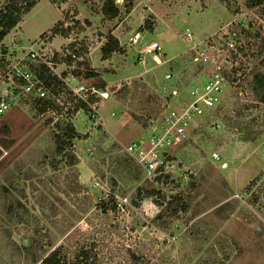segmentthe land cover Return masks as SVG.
Instances as JSON below:
<instances>
[{
    "label": "rangeland",
    "instance_id": "obj_1",
    "mask_svg": "<svg viewBox=\"0 0 264 264\" xmlns=\"http://www.w3.org/2000/svg\"><path fill=\"white\" fill-rule=\"evenodd\" d=\"M232 1L233 7L228 8L217 0H133L130 14L121 7L122 14L109 20L100 12L103 0H71L69 7L40 0L25 15L6 38L10 52L24 54L40 39L37 49L48 59L56 53H71L75 43L83 50L80 58L72 68L56 64L57 72L78 68L83 74L77 80L70 78L71 85L81 81L107 88L111 98L100 104L97 118L80 111L73 119L83 136L75 142L79 160L75 168L62 162L56 170L47 116L41 119L30 108L16 105L6 114L9 130L0 132V264H40L60 245L73 253L84 244L96 245L97 264H130L129 250L140 254L145 264H264V187L259 191L264 177L250 193L245 190L264 169V106L238 118L237 110L245 101L235 89L227 90L223 110L214 119L219 128L204 120L191 125L187 139L173 149L176 157L169 169L183 182L194 176L200 185L187 216L190 221L182 218L178 226L176 222L174 228L164 230L154 221L157 210L150 201L139 208L131 204L134 189L128 190L127 203L120 201L126 206L117 214H102L96 208L111 192L109 180L100 174L104 171L109 178L115 172L111 159L99 166L100 144L105 151L114 142L125 150L147 134L142 117L159 119L185 96L189 98L191 84L182 87L189 75L182 70L169 71L170 62L184 64L189 54L191 42L184 36L187 30L198 42L224 27L230 30L238 17L261 29L264 36V3L248 9L251 0ZM118 3L124 5L123 0ZM237 8L242 11L235 16L232 12ZM72 12L79 20L72 35L46 41L57 24L74 25ZM110 33L120 39L125 52L103 59L101 48ZM153 41L164 48L161 65L153 55L142 52ZM140 57H144L143 63ZM186 61L188 68L189 59ZM88 70L96 75L85 78ZM207 81V75L201 74L193 83L204 85ZM125 85L129 87L127 97L124 102L117 101L115 91ZM172 91L181 93L170 99ZM102 133L108 137L102 138ZM96 169H102L97 172L99 177ZM136 173L141 185L145 178L139 170ZM77 180L83 187H77ZM16 199L29 211H23V217L11 211Z\"/></svg>",
    "mask_w": 264,
    "mask_h": 264
},
{
    "label": "trees",
    "instance_id": "obj_2",
    "mask_svg": "<svg viewBox=\"0 0 264 264\" xmlns=\"http://www.w3.org/2000/svg\"><path fill=\"white\" fill-rule=\"evenodd\" d=\"M54 1L61 5L67 2V0ZM217 1L226 5L228 8L233 7L232 0ZM39 2L40 0H0V77L22 54L16 51L10 52L9 47L5 43L6 38L18 27L25 15H27ZM123 2L124 5L120 6L118 0H103L100 12L109 20L122 14L121 7L125 8L126 12L130 14L134 8L133 0H123ZM263 3L264 0H251L248 2L247 8L253 9L255 6ZM241 11L242 10L237 8V10H234L232 13L236 16L239 15L238 13ZM262 11H264V8ZM72 13L73 26L71 24L65 25L64 22L59 23L48 33V38H46V36L43 38H46V41H51L56 36L68 37L72 35L74 27L79 25V20H76L74 17L76 14L74 12ZM231 30L235 34L237 48L230 49L225 46V55L227 57L229 69H226L224 74L227 78L229 87L237 90L242 100L245 101L244 106L237 110V116L241 118L246 112L264 106V69L262 68L264 61L262 60L260 62L264 54V36L261 33V29L255 28V25L252 23L246 25L242 23L241 20L233 23ZM70 49L73 51L67 55L56 53L53 54L52 57L48 56L46 60L49 64L40 59L27 62V67L36 75L41 85L48 92V96L39 98L35 95L21 94L14 103L16 106L30 108L33 114L41 119L47 116L45 121L52 128L53 132L55 145L54 159L56 160L54 166H56V170H59L58 165L62 164V162L70 168H75L78 165L79 160L75 152V142L83 138V136L77 130L73 119L80 111L89 113L88 105L77 99L64 81L68 76L79 78L83 74L82 71L78 68H74L65 70L60 74L57 73L56 70L57 66L55 65L58 63H65L72 68L75 60L80 58V54L83 51H81V47L72 43ZM101 51L103 59H109L114 53H124L125 48L122 46L120 39L113 33H110ZM187 59H189L188 68L184 66L185 63H187ZM170 61H173V59ZM183 61L184 64L178 63V61L173 63L170 62L169 68V71L178 73L182 70L186 72L185 74L189 75L190 78L183 81L182 87L187 84L192 85L194 80L206 70L204 66L193 62L191 53H189ZM85 62L86 66L88 61L85 60ZM95 75L93 71L91 72L88 70L85 73V78H91ZM128 89L129 87L125 85L123 88L115 91L116 100L124 102L127 97ZM180 93L181 92L178 91V93L175 94L174 91H172L169 98L171 99L174 96H178ZM92 101H99V98L93 97ZM222 106L215 110L209 118L201 119L199 122L204 120L207 123L212 122L213 125H215L216 122L214 119L218 118V114L223 110ZM164 115H162V117ZM5 117L0 122V132H7L9 130L8 125L5 123ZM156 120L158 119L155 118L150 121V117H142L141 123L146 130V128ZM100 136L105 139L108 137V134L102 133ZM104 139H101V142H103ZM111 147L110 150L105 151L103 150L104 146L100 144L98 148V153H102V163L99 164V166L102 167L103 164L106 165L108 159H111V166H115V172H112L109 178L106 177L104 171L100 174V178H103L105 181L106 179L109 180L108 184L111 187V192L106 198L101 199L100 202L96 204L98 211L107 215L109 213L117 214L122 207L126 206V204L120 202V199H129L127 196L128 190L134 189V193L130 197L131 204L139 208L144 201H150L157 210L154 221L161 224L164 230L174 228L176 222L178 226L182 218H187L194 207V202H196V194L200 185L196 182L194 176H190L188 182H183L182 177L175 176L174 170H171L172 168L169 169L171 162L174 161L176 157L173 150L168 159L169 164L162 167L156 175L146 179L144 169L126 152V150L120 148L115 142ZM137 170H139V173L145 178L141 185L139 184L140 182H137L141 180L139 176H136ZM71 171L73 172L74 170L72 169ZM100 171H102V169H96L94 172L97 177H99L97 172L100 173ZM66 177L67 180L70 179L69 172H67ZM263 177L264 169L245 187L246 193H250ZM77 187H83L78 183V180ZM263 187L264 183L261 184L259 191L262 190ZM119 194L121 197H119ZM262 194L264 195V191H262ZM263 195H261V197ZM254 199L257 201L258 197L256 196ZM10 208L11 211H17L21 217L24 216L23 211L29 213L22 200L16 199L12 202ZM195 225L196 223H194L192 228H195ZM192 232L194 233L193 230ZM95 251V244H93V246L84 244L77 247L73 253H70L64 245H60L50 251L41 260L40 264H97L98 255ZM129 253L132 260L130 264H145L140 254L132 250H129Z\"/></svg>",
    "mask_w": 264,
    "mask_h": 264
},
{
    "label": "built area",
    "instance_id": "obj_3",
    "mask_svg": "<svg viewBox=\"0 0 264 264\" xmlns=\"http://www.w3.org/2000/svg\"><path fill=\"white\" fill-rule=\"evenodd\" d=\"M70 3L71 0L66 2L68 7ZM240 19L236 18L233 23ZM184 36L191 42L188 52L192 54L193 62L206 68L202 74L207 75L208 81L204 85L198 82L193 83L190 87L189 98L185 96L183 101L168 109L162 118L150 124L146 129L147 134L125 148L126 152L144 169L146 179L156 175L162 167L169 164L168 159L172 150L184 143L191 130V125L194 127L201 119L209 118L215 110L221 107L227 90L230 88L224 71L229 69L225 46L230 49L237 48L235 34L232 30L224 27L198 42L192 40L193 34L189 30ZM40 41V39L35 41L28 51L0 77V122L21 94L35 95L39 98L48 96V92L36 75L27 67V62L37 59L49 64L37 49ZM142 52L144 55H153L157 64H162L161 56L164 48L159 42H151ZM139 60L143 63L144 57H140ZM170 77L171 75L168 74L167 78ZM70 78L77 79L75 77L64 79L73 95L88 105L91 118H97L100 104L111 98L110 91L81 81L71 85ZM174 93L177 94L178 91ZM93 97L99 98V101L93 102ZM216 126L219 128L220 124L216 123ZM213 156L219 159L217 153ZM120 201L127 203L128 198H121Z\"/></svg>",
    "mask_w": 264,
    "mask_h": 264
}]
</instances>
